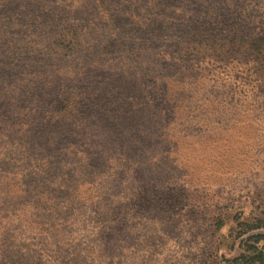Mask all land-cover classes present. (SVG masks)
I'll return each instance as SVG.
<instances>
[{
  "label": "rangeland",
  "instance_id": "obj_1",
  "mask_svg": "<svg viewBox=\"0 0 264 264\" xmlns=\"http://www.w3.org/2000/svg\"><path fill=\"white\" fill-rule=\"evenodd\" d=\"M0 264H264V0H0Z\"/></svg>",
  "mask_w": 264,
  "mask_h": 264
}]
</instances>
